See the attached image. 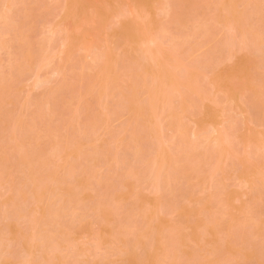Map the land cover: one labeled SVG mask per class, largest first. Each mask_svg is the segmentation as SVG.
Here are the masks:
<instances>
[{"label": "rangeland", "instance_id": "374dc122", "mask_svg": "<svg viewBox=\"0 0 264 264\" xmlns=\"http://www.w3.org/2000/svg\"><path fill=\"white\" fill-rule=\"evenodd\" d=\"M0 264H264L262 0H0Z\"/></svg>", "mask_w": 264, "mask_h": 264}, {"label": "snow or ice", "instance_id": "6c2138e0", "mask_svg": "<svg viewBox=\"0 0 264 264\" xmlns=\"http://www.w3.org/2000/svg\"><path fill=\"white\" fill-rule=\"evenodd\" d=\"M262 3H264V0H262Z\"/></svg>", "mask_w": 264, "mask_h": 264}]
</instances>
